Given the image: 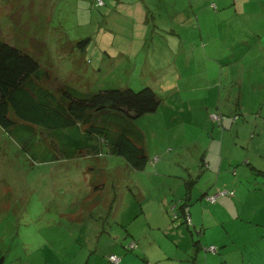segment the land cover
<instances>
[{"label":"rangeland","instance_id":"374dc122","mask_svg":"<svg viewBox=\"0 0 264 264\" xmlns=\"http://www.w3.org/2000/svg\"><path fill=\"white\" fill-rule=\"evenodd\" d=\"M134 1L0 0V39L45 85L161 99L134 120L140 170L0 126V264H264V0Z\"/></svg>","mask_w":264,"mask_h":264},{"label":"trees","instance_id":"16d2710c","mask_svg":"<svg viewBox=\"0 0 264 264\" xmlns=\"http://www.w3.org/2000/svg\"><path fill=\"white\" fill-rule=\"evenodd\" d=\"M100 2L96 0L103 6L104 0ZM89 42V38L79 41L80 46L84 45L80 49L83 53ZM76 66L79 70L80 64ZM48 77V70L41 67L34 54L0 39L2 128L12 129L21 142L30 146L37 135L45 132L44 140L48 138L52 148L70 160L81 151L98 155L104 145L132 168H144L149 157L134 120L158 109L161 99L152 86L83 92L57 83L56 78L52 89L42 82ZM37 146L40 148V143Z\"/></svg>","mask_w":264,"mask_h":264},{"label":"crops","instance_id":"0c3cea01","mask_svg":"<svg viewBox=\"0 0 264 264\" xmlns=\"http://www.w3.org/2000/svg\"><path fill=\"white\" fill-rule=\"evenodd\" d=\"M190 1V3L192 4V1L191 0H189ZM142 2L144 3L145 2V0H135L134 2H133V4L134 5H136V4H138V6H141V4H142ZM172 3H174V2H172ZM171 3V4H172ZM127 4H130V3H127ZM193 5V4H192ZM195 13V14H194ZM201 14L200 13H197V12H193L192 14H189V15H187V16H182V18L181 19H183V21H187V20H190L191 22L193 21V17H195V19L196 20H198V21H200V19H201V16H200ZM123 52H125L124 50H122V54H124ZM155 72H157V71H154V72H151V73H155ZM102 149H103V145L101 146V151H102ZM101 151H100V153L98 154V155H101ZM207 159V158H206ZM209 160V159H208ZM248 160V162H251V160L250 159H247ZM73 162H77V160H73ZM209 166H210V162H209V164H208ZM146 166V165H145ZM144 166V167H145ZM252 167L254 168V169H259L260 171H263L262 169H264V168H258V167H260V166H255L254 164H252ZM88 169H91V167H89ZM236 177H238L236 174L235 175H233V178H234V180H232L233 181V183H234V181H235V179H236ZM240 177V176H239ZM102 187V186H101ZM227 192V191H226ZM88 199H85L84 200V202L83 203H85L86 201H87ZM105 205H106V203H105ZM112 205H113V203H111L110 202V204H109V208L110 207H112ZM183 215L185 216V217H187V215H186V212H183ZM191 218V217H190ZM192 219V218H191ZM188 220H190L189 219V217H188ZM201 231H202V229H201ZM203 232L205 233V230L203 229ZM222 241H225V240H222ZM226 243V241L225 242H223L222 243V245H224ZM111 255H115V254H111ZM117 256V255H116ZM110 257V256H109ZM119 257V256H118ZM223 260V258L221 257V261ZM110 260L108 259V262H109ZM123 261V258L121 259L120 257H119V261H118V263L117 264H120L121 262ZM226 260L224 259L223 260V262H225ZM111 262V261H110ZM112 263V262H111ZM105 264V263H104ZM112 264H114V263H112Z\"/></svg>","mask_w":264,"mask_h":264},{"label":"built area","instance_id":"2783aa9c","mask_svg":"<svg viewBox=\"0 0 264 264\" xmlns=\"http://www.w3.org/2000/svg\"><path fill=\"white\" fill-rule=\"evenodd\" d=\"M100 1H101V0H99V2H100ZM100 3H101V2H100ZM213 118H215V116H213ZM209 249H210V250H214L215 248H214L213 246H210ZM109 260H110L112 263L117 264L118 261H119V257L116 256V255H110Z\"/></svg>","mask_w":264,"mask_h":264}]
</instances>
